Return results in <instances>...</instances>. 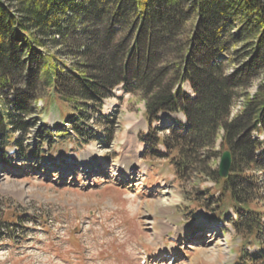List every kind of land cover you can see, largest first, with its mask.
I'll list each match as a JSON object with an SVG mask.
<instances>
[{"label":"trees","instance_id":"1","mask_svg":"<svg viewBox=\"0 0 264 264\" xmlns=\"http://www.w3.org/2000/svg\"><path fill=\"white\" fill-rule=\"evenodd\" d=\"M263 76L264 0H0V158L9 163L6 145L20 151L14 133L23 127L15 125L43 90L67 107L64 124L45 132L50 143L89 139L85 114L104 118L103 102L118 88L138 95L146 153L169 160L179 178L213 180L216 199L203 192L218 207L213 215L253 238L258 252L249 257L264 260L256 202L264 195L256 176H264V85L247 95ZM241 92L245 106L231 118ZM220 131L232 160L225 179L210 166Z\"/></svg>","mask_w":264,"mask_h":264},{"label":"rangeland","instance_id":"2","mask_svg":"<svg viewBox=\"0 0 264 264\" xmlns=\"http://www.w3.org/2000/svg\"><path fill=\"white\" fill-rule=\"evenodd\" d=\"M260 85L264 76L248 90L250 99ZM241 96L231 118L245 106L244 92ZM144 104L118 88L103 102L104 118L91 108L85 114L89 139L72 135L50 143L55 138L43 139L45 132L64 124L67 107L49 90L40 92L31 113L15 125L23 127L14 133L20 151L10 155L14 146L6 145L9 163L0 158V231L5 234L0 264H264L249 257L258 252L253 238L239 237L230 222L213 215L218 212L213 180L198 172L179 178L169 160L146 153L139 138L147 133ZM220 151L210 161L217 171L222 154L229 152ZM91 159L98 168L82 171ZM122 160L132 168L130 183L112 181L114 165ZM205 191L215 193L212 201ZM257 199L264 213V195ZM159 200L170 206L160 208ZM227 212L230 221L236 219ZM259 238L264 249V235ZM155 254L160 258H151Z\"/></svg>","mask_w":264,"mask_h":264},{"label":"bare ground","instance_id":"3","mask_svg":"<svg viewBox=\"0 0 264 264\" xmlns=\"http://www.w3.org/2000/svg\"><path fill=\"white\" fill-rule=\"evenodd\" d=\"M98 165H100L98 162L94 163L91 159V160H86L83 163V165L81 166V168H82V171H85V170H90L93 167L98 168ZM114 166H115V171L111 176L112 181L124 184V183L129 182L132 179V177H133L132 168L129 165H127V162H125V160L119 161ZM157 202H158V205L160 208H162V207L166 208V207L170 206V204L167 203L165 200H159ZM173 251L174 250H171V251H169L170 253H168L171 257L175 256V252L173 253ZM162 252H163V250L159 251V254H162ZM159 254H155L154 257H151V258L158 259L161 256ZM145 258H149V257H145ZM143 260H145V259L143 258Z\"/></svg>","mask_w":264,"mask_h":264},{"label":"water","instance_id":"4","mask_svg":"<svg viewBox=\"0 0 264 264\" xmlns=\"http://www.w3.org/2000/svg\"><path fill=\"white\" fill-rule=\"evenodd\" d=\"M231 155L230 152H224L221 156L219 166H218V176L221 179L227 178L230 173L231 168Z\"/></svg>","mask_w":264,"mask_h":264}]
</instances>
